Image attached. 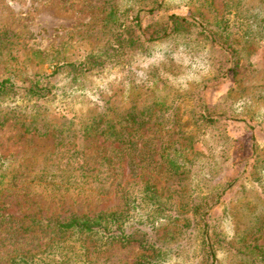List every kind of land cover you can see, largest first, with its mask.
<instances>
[{
    "label": "rangeland",
    "instance_id": "1",
    "mask_svg": "<svg viewBox=\"0 0 264 264\" xmlns=\"http://www.w3.org/2000/svg\"><path fill=\"white\" fill-rule=\"evenodd\" d=\"M139 7L141 0H0V81L21 91L36 79L51 87L43 105L23 107L21 94L0 104V264L19 246L10 231L35 251L45 238L34 236L50 222L120 211L125 193L146 184L181 215L162 220L147 207L155 237L179 247L173 264L211 263L201 224L193 231L187 221L195 218L192 195L209 202L217 193L207 220L218 264H264L251 262L264 248V0H162L154 13L141 12L143 27L171 15L225 25L236 39L232 55L222 37L214 42L196 25L129 52L118 35L134 29L128 19ZM109 46L104 65L72 79L67 64ZM98 115L103 129L88 132ZM63 123L70 130H54ZM168 154L191 171L172 176ZM83 243L71 244L79 264H136L145 253L135 238Z\"/></svg>",
    "mask_w": 264,
    "mask_h": 264
},
{
    "label": "trees",
    "instance_id": "2",
    "mask_svg": "<svg viewBox=\"0 0 264 264\" xmlns=\"http://www.w3.org/2000/svg\"><path fill=\"white\" fill-rule=\"evenodd\" d=\"M141 2L145 7H139V10L135 13V15L128 19L132 22L130 26H135L134 29L129 31V29H125L129 25H125L126 23L120 24L122 26L125 25V33H120L118 35L117 43L120 44V46H129V52L138 51L140 47L144 46L146 41L151 42L163 37L172 36L173 34H177L182 31L189 32L190 28L196 25L201 28V33L214 42H218V37H222L228 52L231 55L235 54L236 39L233 38V36L230 38V35L227 32V26L220 25L219 27L214 28L199 21L195 16L171 15L169 16L168 21L157 22L150 24L147 27H143L141 23V12L146 10L150 14L154 13L156 7L161 6L162 0H141ZM253 16L254 15H250L249 19H252ZM261 22L264 23V18ZM248 24H250V22ZM247 40L250 41L249 37L245 40L246 43ZM111 49L114 50V46L107 47L102 54L99 53L98 55H94L91 53L80 62L67 64L68 73L73 79L76 74L81 75L83 72L99 68V66H102L105 62H107L108 58L112 57V53H110ZM129 52H126L123 55L129 54ZM229 70H232V68ZM50 92V85L44 83L41 79H36L27 89L21 91L20 87L8 78L0 81V104L5 101L15 103L21 98L23 101V107H27V105H25L26 102L34 105H43V100L49 97L48 94H50ZM20 94L22 97L18 98ZM103 114L104 113L101 115ZM142 116L143 115L140 117L134 116L133 119L138 124H141L143 122ZM200 116L205 118L206 121L210 123L216 122L215 119L213 120V118L204 112L201 113ZM95 118L96 119L94 122L92 121V124L89 122L94 119H91L88 123H86L85 128L88 132L91 130H97L98 132L103 129V127H101L102 125L99 115ZM33 121V129L38 130L39 122L34 117ZM112 126L113 125H110L109 128ZM61 127L63 129L59 132L70 130L66 129L67 125L64 123L60 126L53 125L54 130H57V132ZM117 134L124 137L121 139L122 142H127L125 138L128 134ZM164 158H166V161L169 162L168 169L172 176H185V173L191 171L190 169H187V172L182 170L184 163L183 161H179L177 155L172 156L171 154H168L164 155ZM96 169L102 178L103 166L100 165L96 167L95 170ZM91 171L92 168L89 169V166H87L86 169H82L83 174L91 173ZM98 173H94V175H98ZM60 176L63 177L65 174ZM51 177H53V175H51ZM191 197L193 202V215L195 218H188L187 225L191 230L195 231L198 225L201 224L199 231L204 237L203 242L206 244V253L211 261L209 264H218L219 259L216 254V250L214 249V244L211 242V237L208 235L209 221L207 220V216L210 213V209L218 203L220 193L214 195L213 200L209 202L208 198L205 199L206 202L205 200L199 201V194L192 195ZM124 198L125 208L120 211L100 212L93 216L86 214H72L65 219L55 220L52 223L50 222V225L42 228L45 235L34 236L35 239L45 238V242L42 245L37 243L38 249L35 251H33L34 249L27 248V245L23 244L24 235L22 233L19 231H10V240H12L15 244L19 243V246L9 252L5 259L8 261V264H79L81 262L80 259H78V257H74V254H71L74 250V247H71V244L79 245V249H81L84 246V240L90 238L96 241V243H99V247H107L111 246L113 243H121L124 245L129 243L132 238H135L140 241V244L145 251V253L141 256V259L137 261L136 264H173V257L174 255H177L176 253H178L179 247H170L164 241L155 237L156 226L152 225L147 220L149 219L147 207H152L155 211H157L162 220L180 218L181 215L177 212L169 213V211L172 210L171 207H169L170 201H168L170 200L168 199L170 196L167 198L168 200H165V198H163L158 192L156 185L146 184L141 190L139 189L137 193L127 191ZM255 244L257 245V243ZM257 248L259 249L258 255L261 257H253L251 259L252 263L262 260V257L264 258V248L258 245ZM242 253L248 254L247 247L242 249Z\"/></svg>",
    "mask_w": 264,
    "mask_h": 264
}]
</instances>
